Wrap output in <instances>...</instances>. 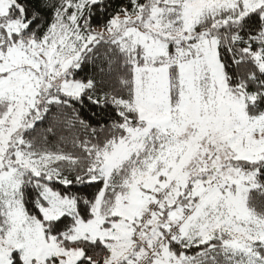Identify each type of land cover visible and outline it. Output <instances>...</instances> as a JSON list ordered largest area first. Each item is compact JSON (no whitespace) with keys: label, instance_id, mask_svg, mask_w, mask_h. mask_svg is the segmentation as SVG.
I'll return each instance as SVG.
<instances>
[{"label":"snow or ice","instance_id":"obj_1","mask_svg":"<svg viewBox=\"0 0 264 264\" xmlns=\"http://www.w3.org/2000/svg\"><path fill=\"white\" fill-rule=\"evenodd\" d=\"M0 264H264V0H0Z\"/></svg>","mask_w":264,"mask_h":264}]
</instances>
